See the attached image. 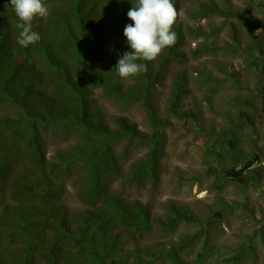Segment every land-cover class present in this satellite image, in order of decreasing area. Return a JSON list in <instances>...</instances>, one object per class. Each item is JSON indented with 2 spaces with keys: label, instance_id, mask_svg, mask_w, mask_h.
I'll use <instances>...</instances> for the list:
<instances>
[{
  "label": "trees",
  "instance_id": "trees-1",
  "mask_svg": "<svg viewBox=\"0 0 264 264\" xmlns=\"http://www.w3.org/2000/svg\"><path fill=\"white\" fill-rule=\"evenodd\" d=\"M43 2L48 8L54 6L49 10L51 19L47 25L44 18L33 20V31L41 40L23 48L17 43L19 30L15 25L19 21L10 0H0V108L5 110L0 115V264H129L131 257L138 264L153 263L142 255L183 264L181 251L194 244V237L156 249L135 246L128 253L123 239L155 227L170 231L182 220H189L188 212L172 207L174 215L163 221L153 219L149 207L139 201L128 203L116 195L101 199L105 181L111 173L119 172L118 162L126 153H113L111 140L125 138L149 144L151 150L133 166L131 178L141 184L146 179L154 183L159 180L165 126L148 102L149 88L158 83L169 62L186 60L185 53L177 50L185 38L183 29L173 28L178 37L175 45L165 48L154 61H141L147 64V72L131 77L133 84L128 85L117 75L115 65L125 51H131L123 30L132 23L127 12L136 0ZM173 3L177 8L179 0ZM199 5L192 14L195 19L226 13L214 0ZM242 21L253 42L260 45L253 18L242 17ZM217 34L218 30L208 33L196 28L188 35L209 39ZM258 48L260 75L264 71V48ZM205 51L207 47L200 53ZM211 78L204 76L205 81ZM185 85V75L177 77L172 111ZM98 87L113 100L144 104L150 110L154 132L142 134L135 124L121 117L116 118L117 128L110 130L96 99L91 97ZM50 130L65 137L77 134L82 144L72 151H60L57 160L49 162L43 143L44 134ZM239 144L238 137L232 135L222 141V150L215 154L224 177L245 188L255 182V175L248 169L260 155L248 161L246 157L250 156L239 149ZM223 153L227 154L224 158ZM74 165L85 174L82 191L92 206L75 213L63 201V185L54 184L52 179L62 177ZM100 199L103 207L98 208ZM245 253L242 247L233 260L238 261ZM206 259L205 250L197 256L198 264Z\"/></svg>",
  "mask_w": 264,
  "mask_h": 264
},
{
  "label": "rangeland",
  "instance_id": "rangeland-1",
  "mask_svg": "<svg viewBox=\"0 0 264 264\" xmlns=\"http://www.w3.org/2000/svg\"><path fill=\"white\" fill-rule=\"evenodd\" d=\"M208 1L179 0L173 28L181 26L184 31V41L177 50L185 53L186 60L169 62L158 83L149 88L148 102L165 126L158 182L146 179L141 184L131 178L133 166L151 150L149 144L125 138L111 140L113 153H126L118 162L119 172L111 173L105 181L101 199L116 195L128 203L139 201L149 207L153 219L163 221L174 215L172 207L189 213V220H182L170 231L155 227L124 237L127 253L135 246L142 250L169 247L188 236L196 241L181 251L183 264H198L197 256L204 250L207 259L203 264H264V71L259 75L261 61L257 60L261 56L258 47L264 48V0H214L224 15L193 18L199 4ZM242 17L253 18L260 45L253 42ZM50 19L49 14L44 23ZM196 28L208 33L218 30L217 37L192 38L188 34ZM205 47L207 51L200 53ZM181 75L186 77L185 92L172 111V92ZM207 75L212 76L209 81L204 80ZM133 80L124 79L128 85ZM93 91L91 97L110 130L117 128L116 118L121 117L142 134L154 132L150 110L144 104L113 100L102 87ZM3 109L0 115H4ZM232 135L238 137L239 149L250 156L248 161L260 155L248 169L255 182L245 188L224 177L215 154L222 150V141ZM79 144L81 137L74 133L65 137L50 130L44 134V154L49 162L56 161L60 151H72ZM226 156L223 153V158ZM84 176L79 165H74L62 177L52 178L54 184L63 185V201L74 213L92 207L82 191ZM101 199L98 208L103 207ZM242 247L247 253L233 260ZM142 257L154 264H174L167 258ZM129 264H138L137 259L131 257Z\"/></svg>",
  "mask_w": 264,
  "mask_h": 264
},
{
  "label": "clouds",
  "instance_id": "clouds-1",
  "mask_svg": "<svg viewBox=\"0 0 264 264\" xmlns=\"http://www.w3.org/2000/svg\"><path fill=\"white\" fill-rule=\"evenodd\" d=\"M6 4L5 6H7ZM11 8L18 18L17 43L27 48L41 40L33 31V20L47 19L49 8L43 0H10ZM127 17L132 23L126 24L123 34L131 51H125L115 68L121 79L138 76L147 72V64L154 61L165 48L174 46L177 33L173 27L178 19V11L173 0H136L128 10Z\"/></svg>",
  "mask_w": 264,
  "mask_h": 264
}]
</instances>
